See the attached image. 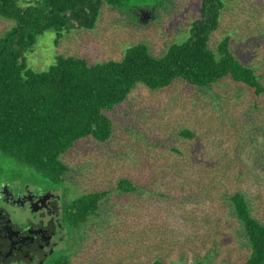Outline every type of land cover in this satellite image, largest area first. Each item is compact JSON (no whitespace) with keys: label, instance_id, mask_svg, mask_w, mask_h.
<instances>
[{"label":"rangeland","instance_id":"obj_1","mask_svg":"<svg viewBox=\"0 0 264 264\" xmlns=\"http://www.w3.org/2000/svg\"><path fill=\"white\" fill-rule=\"evenodd\" d=\"M199 6L200 0H159L155 8L128 12L102 3L92 29L58 38L45 31L25 63L34 72L47 70L57 55L99 64L120 60L138 43L158 57L185 40ZM12 25L0 18V38ZM226 35L264 85V0H225L209 46ZM108 115V142L85 139L61 157L69 169L68 202L109 191L98 216L72 232L68 264H242L249 248L229 196L243 193L264 224V94L228 79L201 90L180 81L159 91L138 84ZM12 174L40 181L0 157V175ZM120 179L137 191H119Z\"/></svg>","mask_w":264,"mask_h":264},{"label":"trees","instance_id":"obj_2","mask_svg":"<svg viewBox=\"0 0 264 264\" xmlns=\"http://www.w3.org/2000/svg\"><path fill=\"white\" fill-rule=\"evenodd\" d=\"M102 3L133 12L137 7L155 8L159 0H0V18L14 23L0 38V157L30 170L39 182L66 190L69 169L61 157L85 139L108 142L113 134L108 112L125 103L138 84L159 91L180 81L201 90L228 79L255 96L264 94L255 69L231 50L230 35L214 49L209 46L225 0H200L199 16L185 40L171 43L158 57L138 43L120 60L90 64L83 57L57 55L45 71L27 67L24 54L38 35L52 30L58 38L73 29H92ZM180 134L192 135L188 130ZM117 189L137 191L126 179L118 181ZM108 195V190H99L70 200V228L97 217ZM229 199L249 248L242 264H264V224L253 217L243 193L234 192Z\"/></svg>","mask_w":264,"mask_h":264},{"label":"flooded vegetation","instance_id":"obj_3","mask_svg":"<svg viewBox=\"0 0 264 264\" xmlns=\"http://www.w3.org/2000/svg\"><path fill=\"white\" fill-rule=\"evenodd\" d=\"M69 191L0 175V264H62L70 252Z\"/></svg>","mask_w":264,"mask_h":264},{"label":"water","instance_id":"obj_4","mask_svg":"<svg viewBox=\"0 0 264 264\" xmlns=\"http://www.w3.org/2000/svg\"><path fill=\"white\" fill-rule=\"evenodd\" d=\"M139 20L141 21L142 19L140 18Z\"/></svg>","mask_w":264,"mask_h":264}]
</instances>
